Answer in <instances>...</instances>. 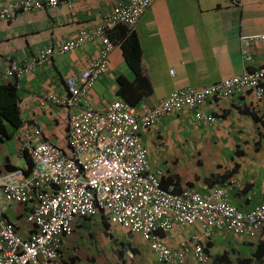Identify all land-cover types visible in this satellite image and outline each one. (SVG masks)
<instances>
[{"label": "crops", "instance_id": "obj_1", "mask_svg": "<svg viewBox=\"0 0 264 264\" xmlns=\"http://www.w3.org/2000/svg\"><path fill=\"white\" fill-rule=\"evenodd\" d=\"M16 1L0 0V8ZM126 1L76 0L72 5L16 13L0 21V85L15 86L22 119L15 129L1 120L6 134L0 139L1 173L26 165L28 155L20 157L18 151L23 135L32 129H40L42 140L69 150L68 120L76 108L57 105L45 96L63 95L65 78L78 75L97 56L100 42L55 54L19 76L5 71L12 62L27 66L38 51L74 37L80 29L96 27L106 12ZM134 31L142 69L151 85V92L139 101L150 107L175 89L202 88L264 64V38H259L264 35V0H154ZM108 58L106 73L95 80L79 108L103 110L114 99H136V75L120 45L115 44ZM120 76L127 81L125 96L119 90ZM197 109L216 115L218 121L208 125L194 117L193 109L184 107L140 132L150 168L163 171L164 186L207 192L232 181L238 186L231 190L230 200L238 209L264 204V96L258 100L252 93L234 95L216 104L201 103ZM0 206L16 232L29 235L31 226L25 220L28 206L6 200ZM200 232L197 223H174L161 236L175 248L181 240ZM205 250L214 264L264 262V225L254 237L215 231ZM186 261L193 263L190 256ZM62 263L164 264L139 234L110 223L101 214L75 220L73 233L62 238Z\"/></svg>", "mask_w": 264, "mask_h": 264}, {"label": "built area", "instance_id": "obj_2", "mask_svg": "<svg viewBox=\"0 0 264 264\" xmlns=\"http://www.w3.org/2000/svg\"><path fill=\"white\" fill-rule=\"evenodd\" d=\"M73 1L22 0L0 8V20L18 10L70 5ZM152 1L119 3L96 27L80 29L75 37L38 51L27 66L12 62L5 71L6 75L19 76L54 54L67 53L89 41L99 40L102 44L97 56L77 76L66 77L63 95L45 96L57 105L76 108L68 120L69 150L42 140L40 129H32L23 135L24 143L18 151L20 157L27 154L30 163L0 172V203L6 200L27 205L25 220L31 226L29 235L21 236L0 206V264H63V236L73 233L76 219L97 214L139 234L164 264H190L187 256L192 264H214L205 245L215 231L254 237L264 225V204L241 210L231 203V190L238 186L235 182L227 181L207 192L164 187L163 171L150 168L148 150L140 137L142 130L172 110L193 109L197 120L211 125L218 117L197 109L201 103L216 104L225 97L247 93L262 99L264 64L206 87L175 89L151 107L145 102L134 106L118 98L103 110L90 106L79 108L95 80L108 68V55L114 46L107 35L108 29L119 23L135 25ZM245 59L249 60L250 56ZM174 223H197L201 232L172 248L161 234ZM239 264L264 262L252 260Z\"/></svg>", "mask_w": 264, "mask_h": 264}, {"label": "trees", "instance_id": "obj_3", "mask_svg": "<svg viewBox=\"0 0 264 264\" xmlns=\"http://www.w3.org/2000/svg\"><path fill=\"white\" fill-rule=\"evenodd\" d=\"M116 33L117 35H115ZM110 39L122 48L125 60L129 67L134 71L136 77L133 81V87L137 91L136 99L126 97L125 83L123 76H120V92L125 96V100L132 105H137L144 96L151 92V85L149 79L145 75L141 65V48L136 32L125 26H117L112 31H109ZM249 94V93H248ZM140 100V101H139ZM139 101V102H138ZM4 119L14 129L22 124L20 111L18 107V96L16 94L15 86L12 84L0 85V139L5 138L4 126L1 120ZM26 162L30 163V158L25 157ZM16 167H12L14 169ZM163 185V184H162ZM164 186V185H163Z\"/></svg>", "mask_w": 264, "mask_h": 264}, {"label": "clouds", "instance_id": "obj_4", "mask_svg": "<svg viewBox=\"0 0 264 264\" xmlns=\"http://www.w3.org/2000/svg\"><path fill=\"white\" fill-rule=\"evenodd\" d=\"M21 1H22V0H18V1H16V2H11V4L19 3V2H21ZM74 1H76V0H74ZM74 1H73V2H74ZM153 1H154V0H153ZM153 1H152V2H153ZM73 2H72V3H73ZM126 2H127V1H126ZM126 2H125V3H126ZM152 2H151V3H152ZM72 3H71L70 5H72ZM151 3H150V5H151ZM61 4H62V3H61ZM65 4H66V3H65ZM123 4H124V3H123ZM59 5H60V4H59ZM67 5H69V4H67ZM150 5H149V6H150ZM57 6H58V5H57ZM57 6H55V7H57ZM149 6H148V7H149ZM148 7H147V8H148ZM46 8H53V7H45L44 9H46ZM147 8H146V9H147ZM146 9L144 10V12L146 11ZM34 10H43V9H34ZM34 10H30V11H34ZM30 11L18 10V11L15 12L14 14H16V13H24V12H30ZM110 11H111V10H110ZM144 12H143V13H144ZM106 13H107V12H106ZM106 13H105V14H106ZM143 13L140 15V17L143 15ZM14 14H13V15H14ZM105 14H104V15H105ZM104 15H103V16H104ZM11 16H12V15H11ZM11 16H10V17H11ZM10 17H8V18H10ZM140 17L138 18L137 22L139 21ZM8 18H5V19H8ZM5 19H1V20H5ZM102 19H103V18H102ZM1 20H0V21H1ZM101 22H102V20H101ZM101 22H100L99 24H101ZM137 22H136L135 25H133V26H127V25H125V24H123V23L116 24V25H115L114 27H112L111 29H108V31H107V35H108V37H109V31H112L113 29H115L117 25H123V26H125V27H127V28H129V29H133V30H134V27L136 26ZM77 33H78V32H77ZM77 33H76V34H77ZM74 37H75V36H74ZM72 38H73V37H72ZM109 38H110V37H109ZM67 40H68V39H67ZM110 40H111V39H110ZM95 41H96V40H95ZM98 41H99V40H98ZM111 41H112V40H111ZM63 42H64V41H63ZM89 42H91V41H89ZM99 42H100V41H99ZM112 42H113V41H112ZM61 43H62V42H61ZM86 43H87V42H86ZM113 43H114V46H115L116 43H115V42H113ZM58 44H60V43H58ZM84 44H85V43H84ZM84 44H83V45H84ZM116 45H117V44H116ZM101 46H102V44L100 43V47H101ZM114 46H113V47H114ZM47 47H48V46H47ZM80 47H81V46H80ZM45 48H46V47H45ZM78 48H79V47H78ZM43 49H44V48H43ZM76 49H77V48H76ZM74 50H75V49H74ZM72 51H73V50H72ZM109 53H110V52H109ZM36 54H37V53H36ZM64 54H65V53H64ZM54 55H55V54H54ZM54 55H52L49 59H51ZM56 55H57V54H56ZM58 55H62V54H58ZM49 59H48V60H49ZM48 60H47V61H48ZM108 60H109V58H108ZM44 62H46V61H44ZM42 63H43V62H42ZM108 65H109V64H108ZM85 67H86V66H85ZM83 69H84V68H83ZM107 69H108V68H107ZM106 71H107V70H106ZM105 73H106V72H105ZM103 74H104V73H103ZM101 75H102V74H101ZM101 75H100V76H101ZM76 76H77V75H76ZM65 79H66V78H65ZM64 83H65V81H64ZM211 84H213V83H211ZM211 84H209V85H211ZM209 85H207V86H209ZM205 87H206V86H205ZM83 98H84V97H83ZM83 98H82V99H83ZM120 98H122V97H120ZM117 99H118V98H117ZM122 99H124V98H122ZM114 100H115V99H114ZM112 101H113V100H112ZM112 101H111V102H112ZM127 102H128V101H127ZM81 103H82V101H81ZM85 107H86V106H85ZM90 107H91V106H90ZM94 109H95V108H94ZM25 155H27V154H25ZM25 155H24V156H25ZM24 156H23V157H24ZM16 168H17V167H16ZM9 170H11V169H9ZM168 186H171V185H168ZM168 186H164V187H168ZM173 187H174V186H173ZM174 188H175V187H174ZM175 189H176V188H175ZM176 190H180V189H176Z\"/></svg>", "mask_w": 264, "mask_h": 264}]
</instances>
